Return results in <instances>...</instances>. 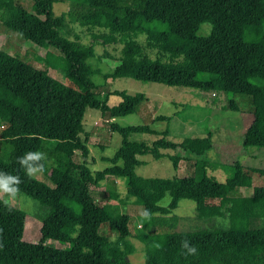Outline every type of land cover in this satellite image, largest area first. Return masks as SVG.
<instances>
[{
    "label": "trees",
    "instance_id": "1",
    "mask_svg": "<svg viewBox=\"0 0 264 264\" xmlns=\"http://www.w3.org/2000/svg\"><path fill=\"white\" fill-rule=\"evenodd\" d=\"M31 1L33 11L28 13L11 0H0V21L37 47L46 43L57 55L48 54L45 67L37 69L0 51V139L6 145V153L0 155V179L19 176V183L11 186L45 206L48 220L64 213L77 226L87 228L91 238L87 253L78 247L67 250L46 245L47 220L35 243L3 238L7 206L0 199V264H121L119 251L108 248L101 230L105 227L108 236L131 235L126 215L95 203L84 161L86 139L80 133L86 111L125 118L135 112L142 95L118 93L119 100L112 106L97 99V87L87 77L92 47L70 44L54 31L64 16H54L52 6L65 2L78 3L85 9L86 22L107 29V34L92 35L94 41L122 43L119 62L108 77L222 94L226 110L242 124L237 147H232L233 154L223 165L228 171L224 182L207 174L202 159L214 148L210 132L203 138L174 142L167 129L157 135L147 126H109L120 137V145L112 158L103 159L110 163L104 173L126 179L125 194L143 207L145 217L156 211L157 198L135 172L141 165L137 157L167 158L176 169L179 155L189 163L190 171L169 189L172 204L189 200L204 216L225 210L232 220L259 222L258 227L245 230L136 234L147 244L143 264H255L256 256L264 253V187H255L250 196L240 194L241 189L251 187L252 179L235 156L249 148L264 151V0ZM138 35H144L146 44L166 55L167 61L142 56L135 41ZM50 68L61 70L65 82L49 76ZM236 97L246 98L249 106L239 110ZM161 119L170 121V117ZM142 135L157 138L150 143L136 139ZM164 150L174 154L165 155ZM28 152H39V158L22 168L18 158ZM41 156L50 159L51 165ZM28 167L37 169L47 181L26 175ZM256 172L264 174V170ZM182 241L194 246L196 253L187 254Z\"/></svg>",
    "mask_w": 264,
    "mask_h": 264
},
{
    "label": "rangeland",
    "instance_id": "2",
    "mask_svg": "<svg viewBox=\"0 0 264 264\" xmlns=\"http://www.w3.org/2000/svg\"><path fill=\"white\" fill-rule=\"evenodd\" d=\"M11 2L28 13L33 11L31 0H11ZM52 12L54 16H64L62 24L54 28L58 36L82 48L92 47L93 56L86 62L87 77L97 87L95 90L97 99L112 106L119 100L118 93L142 95L135 112L125 118L113 119L108 113L102 116L98 111L91 109L86 111L80 133V138L86 139L85 145L88 151L84 161L89 169L90 190L95 203L102 207H111L114 213L128 217L130 236H108L105 227L101 230L108 248L119 251L121 264H143L147 244L135 238L139 233L149 235L168 230L196 234L203 231L245 230L258 227V221L230 219L225 210H220L215 216L201 215L189 200H178L172 204L169 189L190 171L189 163L179 155L176 169L167 158L156 161L150 155L137 157L141 165L135 172L148 184L157 198L156 211L149 218L144 216L143 207L125 194L126 179L104 173L110 163L103 159L112 158L120 145V137L111 131L109 127L111 124L147 126L157 131V135L167 129L168 138L174 142H180L184 138H203L207 132H210L214 148L202 159L206 163L207 174L219 182H224L228 171L223 165L229 161L227 158L230 156L229 153L233 154L232 147H237L241 121L226 110V97L222 94L108 77L119 62L122 43L102 45L94 41L92 35L107 34L108 31L96 24L86 22L83 18L85 9L76 2L56 3L52 6ZM261 17V28L264 31V1L261 6ZM202 27L205 29L206 25ZM135 41L141 48L142 56L150 59L158 58L162 62L167 61L166 55L158 53L156 48L146 44L144 35H138ZM0 51L37 69L45 67V59L50 60L48 54L57 55L46 43L37 47L22 36L8 31L1 21ZM48 74L59 82H65L59 69L50 68ZM235 102L239 110L249 106L246 98L236 97ZM166 117H170V121L161 119ZM155 138L157 137L152 135H142L136 139L150 143ZM163 152L165 155L174 154L170 150ZM3 153H6V145L0 139V155ZM41 158L51 165L50 159L45 156ZM235 159L252 179L251 187L241 189V195L250 196L255 187H264V174L256 172L264 170V151L249 148L236 155ZM33 177L47 181V178L39 173ZM113 195L117 197L113 198ZM0 199L10 201L1 229L3 238L35 243L40 238L42 222L47 220L46 225L50 230L46 245L67 250L78 247L83 253L88 252L87 245L91 238L89 230L74 224L68 215L63 213L48 220V209L45 206L18 192L14 196L0 192ZM255 264H264V253L256 256Z\"/></svg>",
    "mask_w": 264,
    "mask_h": 264
},
{
    "label": "clouds",
    "instance_id": "3",
    "mask_svg": "<svg viewBox=\"0 0 264 264\" xmlns=\"http://www.w3.org/2000/svg\"><path fill=\"white\" fill-rule=\"evenodd\" d=\"M39 158V152L33 153V152H28L24 156L18 158V162L21 165V167H25L28 164L29 160H35ZM43 168L39 170L40 173L43 172ZM37 169H33L31 167L27 168L26 175L29 177H33L36 175ZM19 183V176H16L15 178L9 177L8 179H0V192L2 193H8L10 195H15L17 189L13 188L11 185ZM10 201L5 200L4 204L7 206L9 205ZM181 246L184 249H187V254L193 255L196 253V248L194 246H190L188 241H182Z\"/></svg>",
    "mask_w": 264,
    "mask_h": 264
}]
</instances>
